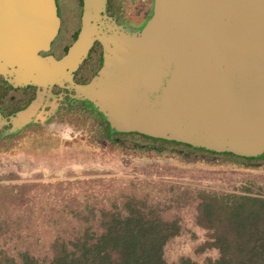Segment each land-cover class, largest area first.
I'll use <instances>...</instances> for the list:
<instances>
[{
    "label": "water",
    "instance_id": "obj_1",
    "mask_svg": "<svg viewBox=\"0 0 264 264\" xmlns=\"http://www.w3.org/2000/svg\"><path fill=\"white\" fill-rule=\"evenodd\" d=\"M105 2L83 0L78 29L55 50V0H0V75L13 85L73 91L111 131L264 154V0H152L134 32L105 13ZM95 40L102 65L75 82Z\"/></svg>",
    "mask_w": 264,
    "mask_h": 264
},
{
    "label": "rangeland",
    "instance_id": "obj_2",
    "mask_svg": "<svg viewBox=\"0 0 264 264\" xmlns=\"http://www.w3.org/2000/svg\"><path fill=\"white\" fill-rule=\"evenodd\" d=\"M78 108L72 129L62 130L66 137L30 127L11 142L0 140V250L47 257L55 236L73 237L87 225L99 231L100 211L115 205L124 212V202L135 197L160 203L164 218L178 220V234L164 247L168 263L189 257L206 264L219 250L211 230L196 224L198 195L264 196V158L198 159L187 157L192 152L184 145L144 138L145 148L129 150L98 137L95 118L88 122Z\"/></svg>",
    "mask_w": 264,
    "mask_h": 264
},
{
    "label": "trees",
    "instance_id": "obj_3",
    "mask_svg": "<svg viewBox=\"0 0 264 264\" xmlns=\"http://www.w3.org/2000/svg\"><path fill=\"white\" fill-rule=\"evenodd\" d=\"M198 196L196 224L211 230V245L219 250V257L206 260V264H264V196L248 192H201ZM113 208L100 211L99 231L87 225L73 237L55 236L47 257H37L28 250L16 254L0 250V264H198L189 257L180 258L178 263L165 259L164 247L178 234L180 225L177 219L162 216L160 203L128 197L124 212L115 205Z\"/></svg>",
    "mask_w": 264,
    "mask_h": 264
},
{
    "label": "flooded vegetation",
    "instance_id": "obj_4",
    "mask_svg": "<svg viewBox=\"0 0 264 264\" xmlns=\"http://www.w3.org/2000/svg\"><path fill=\"white\" fill-rule=\"evenodd\" d=\"M126 1V8H123V4ZM143 1L144 7L141 8V0H106L104 10L124 30L134 32L142 27L152 12V0ZM55 6L60 21L57 40H61L62 44H67L79 27L80 16L83 11V0H55ZM128 12H132L130 14L132 16H129ZM60 45L56 43L55 50ZM51 51V53H54L53 48ZM101 54L102 45L95 40L89 48L85 59L73 72V80L78 83L88 82L102 65ZM42 91L41 87L33 84L13 85L5 81L4 76L0 75V140L11 142L17 137L18 133L20 134L24 131L28 133L30 127L47 130V133L51 137H58L60 139L63 137L61 132L65 126L69 131L72 129L74 122L72 119L74 118L71 117L78 107L79 110L87 113L88 122L92 118H95L98 137L103 141L134 150L142 147L145 148L146 143H142L140 141L141 138L154 140L136 132H115L109 130L108 122L106 123L107 120L105 121L104 117L95 112L86 100L76 102L70 96L73 91H69L56 84ZM40 92H42L41 97H39ZM65 131L64 129L62 132L64 137L69 135ZM50 141L48 139V142ZM174 144L184 145L190 149L192 153L186 151L185 155L187 157L193 156L198 159H207L214 157L210 155L211 153H218L190 147L185 144ZM196 151L201 152L196 153Z\"/></svg>",
    "mask_w": 264,
    "mask_h": 264
}]
</instances>
